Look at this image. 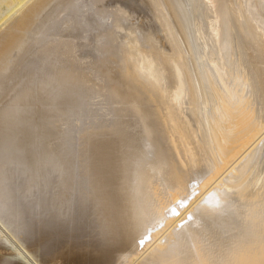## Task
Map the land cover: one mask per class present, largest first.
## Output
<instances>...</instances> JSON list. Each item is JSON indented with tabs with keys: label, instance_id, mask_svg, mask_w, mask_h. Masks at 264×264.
I'll use <instances>...</instances> for the list:
<instances>
[{
	"label": "bare ground",
	"instance_id": "bare-ground-1",
	"mask_svg": "<svg viewBox=\"0 0 264 264\" xmlns=\"http://www.w3.org/2000/svg\"><path fill=\"white\" fill-rule=\"evenodd\" d=\"M114 259L264 264V0H0V264Z\"/></svg>",
	"mask_w": 264,
	"mask_h": 264
},
{
	"label": "rangeland",
	"instance_id": "rangeland-1",
	"mask_svg": "<svg viewBox=\"0 0 264 264\" xmlns=\"http://www.w3.org/2000/svg\"><path fill=\"white\" fill-rule=\"evenodd\" d=\"M119 65H120L119 63H116L111 68L110 80H111V83H112V87L115 90L116 97L121 99L120 106L122 108L123 113L134 124V126L138 127L139 120L137 118L138 117V113H136L138 108L136 107V102L130 101L131 99H135V98H133V95H130L131 94L130 93L131 90H130V92H129V90L127 92V88H125L126 84L124 83V76H121V75H124V73H123V71H120L122 69V67L120 66L121 67L120 68ZM112 71H114V73H112ZM119 72H122V73H119ZM127 87H128V85H127ZM124 90H126V91H124ZM128 96H130V97L132 96L131 99H129ZM117 260L118 259H114L113 262H111V264H115L116 262L119 261V260L118 261ZM116 264H118V263H116Z\"/></svg>",
	"mask_w": 264,
	"mask_h": 264
}]
</instances>
